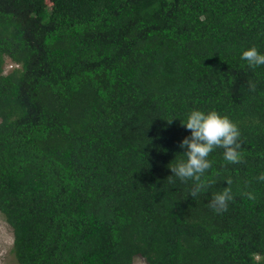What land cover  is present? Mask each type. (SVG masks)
Instances as JSON below:
<instances>
[{"label":"trees","instance_id":"trees-1","mask_svg":"<svg viewBox=\"0 0 264 264\" xmlns=\"http://www.w3.org/2000/svg\"><path fill=\"white\" fill-rule=\"evenodd\" d=\"M249 46L264 52V0H0V215L17 263L264 264ZM6 59L21 67L2 75ZM191 109L230 118L242 152L214 149L194 196L167 167Z\"/></svg>","mask_w":264,"mask_h":264},{"label":"clouds","instance_id":"clouds-1","mask_svg":"<svg viewBox=\"0 0 264 264\" xmlns=\"http://www.w3.org/2000/svg\"><path fill=\"white\" fill-rule=\"evenodd\" d=\"M46 3L50 5L49 1ZM239 59L248 68H255L264 65V52L259 51L256 46H249L241 50ZM5 65L8 66V69L4 68ZM20 67V64L6 59L1 73L7 75ZM173 118L167 119V121L171 122ZM181 123L190 130L189 135L183 137L179 142V147L184 150L183 156L179 160L169 162L167 167L171 170L170 176H174L181 182H192L190 195L194 196L211 183L205 179V174L212 167V162L208 157L214 149H223L222 157L228 163L235 164L241 161L240 130L230 118L214 110L191 109L185 114ZM256 179L264 181V173L258 174ZM226 183L230 184L231 181H226ZM247 195L250 199L254 198L252 193H247ZM231 200V189L224 187L221 191L213 194L210 207L213 211L220 212L227 208V204ZM261 257L258 255L255 259L260 260Z\"/></svg>","mask_w":264,"mask_h":264},{"label":"rangeland","instance_id":"rangeland-1","mask_svg":"<svg viewBox=\"0 0 264 264\" xmlns=\"http://www.w3.org/2000/svg\"><path fill=\"white\" fill-rule=\"evenodd\" d=\"M4 68L8 69V66L5 65ZM12 243V230L0 215V264H18L11 253ZM132 264H146V262L141 257H135Z\"/></svg>","mask_w":264,"mask_h":264}]
</instances>
